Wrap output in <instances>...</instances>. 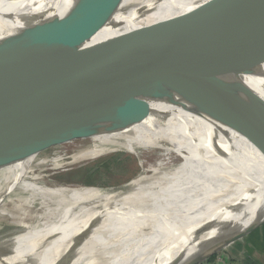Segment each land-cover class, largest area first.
<instances>
[{
	"label": "bare ground",
	"instance_id": "obj_1",
	"mask_svg": "<svg viewBox=\"0 0 264 264\" xmlns=\"http://www.w3.org/2000/svg\"><path fill=\"white\" fill-rule=\"evenodd\" d=\"M88 1L27 0L17 13H1L0 54L22 58L32 50L33 58L72 56ZM78 5L80 14L62 42L57 29ZM262 12L264 0H123L97 38L117 45L137 30L144 38L167 35L169 41L213 35ZM44 28L49 33L41 45L29 47ZM244 79L234 92L237 99L264 97V76ZM47 134L58 137L53 145L59 151L78 141L74 161L114 151L136 156L142 166L149 157L155 160L118 189L124 194L46 185L41 168L62 159L59 151L50 160L40 157L41 143L35 144ZM0 220L16 226L9 247L0 250V264H192L206 259L264 223V114L216 105L153 104L148 115L103 116L2 138Z\"/></svg>",
	"mask_w": 264,
	"mask_h": 264
},
{
	"label": "water",
	"instance_id": "obj_2",
	"mask_svg": "<svg viewBox=\"0 0 264 264\" xmlns=\"http://www.w3.org/2000/svg\"><path fill=\"white\" fill-rule=\"evenodd\" d=\"M26 1L1 0L0 14L17 13ZM122 1H88L70 57L33 58L32 50L22 58L0 54V139L103 116L148 115L153 104L216 105L264 114V97L244 101L234 95L245 77L264 76V12L213 35L169 41L167 35L144 38L137 30L121 44L106 45V38L97 36L112 23ZM80 11L76 6L58 27L60 41L68 38ZM48 33L44 28L29 47L40 46ZM57 140L47 134L35 145L41 143L42 151Z\"/></svg>",
	"mask_w": 264,
	"mask_h": 264
},
{
	"label": "rangeland",
	"instance_id": "obj_3",
	"mask_svg": "<svg viewBox=\"0 0 264 264\" xmlns=\"http://www.w3.org/2000/svg\"><path fill=\"white\" fill-rule=\"evenodd\" d=\"M74 144L62 147L60 151L54 145H50L43 150L40 157L47 160L52 159L56 151H59V154L62 155V159L57 163V166L52 167L51 164H48L41 168V176L46 185L86 186L97 188L109 194L110 192L124 194L127 191L123 189L118 191V189L125 187L138 177L142 173V169H145L146 165L153 163V160H155V156L147 157L145 166H142L140 159L136 156L124 151H114L95 160L74 161L72 156L78 152L79 142L75 141ZM170 165L178 168L175 163ZM15 229L16 226L8 220H0V250L9 247ZM238 242L241 245V249L236 250L235 244ZM1 253L0 258L4 256ZM246 254L260 264H264V223L246 234L245 237H241V240L234 242L225 249L216 251L215 254L213 253L210 257H215L212 262L208 263L210 259L208 258L199 264H240Z\"/></svg>",
	"mask_w": 264,
	"mask_h": 264
},
{
	"label": "trees",
	"instance_id": "obj_4",
	"mask_svg": "<svg viewBox=\"0 0 264 264\" xmlns=\"http://www.w3.org/2000/svg\"><path fill=\"white\" fill-rule=\"evenodd\" d=\"M235 249L236 250L241 249V245L239 242L235 244ZM236 250H234V251H236ZM214 258L215 257L210 258L208 260V263L212 262L214 260ZM240 264H260V263L256 260L252 259V257L250 255L246 254L243 256V259L240 261Z\"/></svg>",
	"mask_w": 264,
	"mask_h": 264
}]
</instances>
